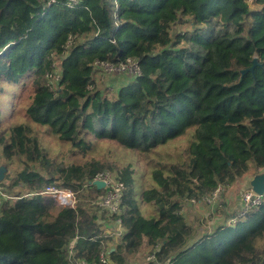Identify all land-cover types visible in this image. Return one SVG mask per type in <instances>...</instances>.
I'll list each match as a JSON object with an SVG mask.
<instances>
[{"label":"trees","instance_id":"1","mask_svg":"<svg viewBox=\"0 0 264 264\" xmlns=\"http://www.w3.org/2000/svg\"><path fill=\"white\" fill-rule=\"evenodd\" d=\"M48 1L0 0L1 158L20 167L0 203V264H103L107 249L112 264L143 249L166 264H264V200L200 237L186 213L264 169V0ZM128 57L141 75L96 83V61ZM48 131L90 160L51 155ZM118 148L146 179L125 152L124 231L110 245L118 216L95 203L105 190L93 180ZM48 184L75 191V207L31 194Z\"/></svg>","mask_w":264,"mask_h":264},{"label":"rangeland","instance_id":"2","mask_svg":"<svg viewBox=\"0 0 264 264\" xmlns=\"http://www.w3.org/2000/svg\"><path fill=\"white\" fill-rule=\"evenodd\" d=\"M129 75L126 73L120 76L115 75H109V74H103V73H97L95 75L96 83H101L102 85H107L117 88L119 84H121L123 81L128 78ZM124 83V82H123ZM94 84L89 85V88H92ZM10 96H5L0 100L1 109L5 110L7 112H10L11 110V102H10ZM26 101L24 104H28L30 101L25 99ZM23 104V105H24ZM18 107V106H17ZM47 133V134H46ZM44 143L50 150L51 155L55 157H61L67 162L71 161H79L82 163H87L90 160L91 156H85L79 155L80 153H75L73 150H71L68 142L64 143L57 139V137L52 134L51 132H46ZM119 149V148H118ZM131 152L129 154V157L131 158L132 162L136 165L138 168V171L136 172L135 178L139 181L141 174H143V179H146V174L143 172L144 166L143 162L140 158H138L137 153L135 151H130L129 149H123L120 148L118 151L115 152V154H112L114 157H109V161H111V164L114 169H111V171H114L118 173V165L120 164V160L122 159V156H124L125 152ZM2 151L0 149V166L6 165V177L5 179L0 183V190L4 192L5 194L9 193L7 192V185L9 182H11V176L15 175L17 171L20 169L19 167V161L16 160L14 162V166H12V171L10 172L8 168V165L6 161H2L1 158ZM99 158L106 159L105 156H99ZM116 158V160H115ZM118 158V159H117ZM120 159V160H119ZM264 169H257L255 166L250 165V169L247 173H245L236 183L221 187L219 189V196L213 203H200L196 202L194 203V206L190 207V210L187 209L189 218L191 222L194 225V228H196V235L199 237L201 234H211V232H214L217 230L218 225L222 224H231L235 220L231 219V217L234 218V215H236L239 212V209L242 208V199L241 195L244 191L251 188L250 182L251 180L260 173H263ZM10 176V177H9ZM223 202V203H222ZM240 207V208H239ZM141 209L143 211L144 216L149 217L152 215L153 210L151 209V206H147L146 204H141ZM240 214V213H239ZM107 234H109V229H106ZM116 231H113V235L111 236L110 245L115 243L117 240H120V237H116L115 234ZM203 241L202 239L199 241ZM151 252L149 250H142L138 254L131 256L128 264H143L146 263V257L150 255Z\"/></svg>","mask_w":264,"mask_h":264},{"label":"built area","instance_id":"3","mask_svg":"<svg viewBox=\"0 0 264 264\" xmlns=\"http://www.w3.org/2000/svg\"><path fill=\"white\" fill-rule=\"evenodd\" d=\"M52 2H56V0H49L48 5L52 4ZM79 0H68L67 4L70 7L77 5ZM95 67L98 69L97 73L109 74L120 76L123 74H127L129 76H139L142 74V67L139 64L137 59H133L132 57H128L125 61H112V60H105V61H96ZM47 76L49 77V81L52 85L57 84L61 79V72L56 69L54 72H48ZM94 181H103L105 193L99 200L95 201L100 207V210L106 212L108 216L116 215L118 216L115 221L117 222L116 232L114 235L119 237L123 233L122 228V217L123 214V196L125 191V184L118 178V174L114 171L107 170L102 171L96 174L94 177ZM220 189V188H219ZM219 189H217L212 195L204 197L203 201L205 203H213L219 196ZM31 194H40L44 196H50L52 198V204L55 211L60 212L64 209H68L69 207H75L77 198L75 191L71 189H63L57 187L53 184H48L46 187L38 190L32 191ZM5 196V193L0 190V203L2 197ZM242 199V208L240 209V215L243 213L248 212L252 207L258 205L264 200V193L260 194L257 193L252 187L246 191H244L241 195ZM193 203L199 202L195 199H192ZM237 215H235L233 220H235ZM147 262L153 261L155 264H166L157 260L156 252L150 253L146 257ZM100 261L103 264H112L113 261L109 257L108 249L103 251L100 255ZM78 264H90L84 258L77 259Z\"/></svg>","mask_w":264,"mask_h":264},{"label":"water","instance_id":"4","mask_svg":"<svg viewBox=\"0 0 264 264\" xmlns=\"http://www.w3.org/2000/svg\"><path fill=\"white\" fill-rule=\"evenodd\" d=\"M176 28H174L173 34L175 33ZM258 59L255 57L252 61V66L248 67L247 69L242 71V74L248 73V71H254L256 66L258 65ZM6 165L0 166V183L5 179L6 177ZM98 188L102 189L104 188V182L103 181H94L93 182ZM250 186L257 192V193H264V172L257 174L250 182Z\"/></svg>","mask_w":264,"mask_h":264},{"label":"crops","instance_id":"5","mask_svg":"<svg viewBox=\"0 0 264 264\" xmlns=\"http://www.w3.org/2000/svg\"><path fill=\"white\" fill-rule=\"evenodd\" d=\"M128 77H130V76H128ZM222 203H223V202H222ZM239 208H240V207H239ZM186 211H187V210H186ZM186 211H185V212H186ZM239 213H240V209H239V212H238L237 214H239ZM237 214H236V215H237ZM234 217H235V215H234ZM232 218H233V217H231V219H232ZM143 264H145V263H143Z\"/></svg>","mask_w":264,"mask_h":264}]
</instances>
